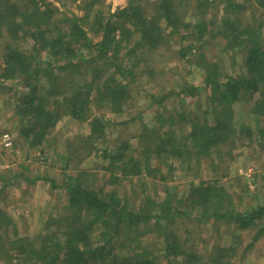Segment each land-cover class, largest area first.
I'll return each instance as SVG.
<instances>
[{
    "label": "rangeland",
    "instance_id": "374dc122",
    "mask_svg": "<svg viewBox=\"0 0 264 264\" xmlns=\"http://www.w3.org/2000/svg\"><path fill=\"white\" fill-rule=\"evenodd\" d=\"M39 1L56 14L59 22L75 17L81 19L95 43L103 34L99 11L104 14V25L108 16L118 9L130 4L138 6L148 19L163 24L165 41L155 48H139L121 61V55L133 47L134 40L123 45L117 61L130 67L138 63L136 77L126 85V95L121 99L119 111L109 100L111 93L106 88H103L104 100L91 101L88 115L98 117L104 124V134L95 142L82 143L90 135L88 121L73 120L70 114L61 111L60 121L42 148L30 149L24 140L17 144L20 159H27L29 164L21 171L24 166L20 168L21 163L14 161L16 167L0 170V211L3 213L0 220V264H37L16 257L9 259L10 241L33 242L47 235H56L63 225L62 219L67 216L64 210L67 204L66 178L81 171L88 173L84 179L101 191L105 201H110V192L116 190L121 205L136 214L154 217L147 222L133 221L136 227L129 226L127 220L121 223L117 216L110 218L107 225L100 221L93 223L92 217H85L84 225L89 226L88 248H96L117 233V223L121 231L117 233L112 251L117 257L137 261L149 259L158 264H185V256L192 253L198 259L202 258V264L214 263L216 259L225 264H264V230L256 239L259 228L240 230L218 217H204L202 209L189 206L188 201V197L192 198L191 190L207 181L218 183L223 190L224 202L219 211H250L264 205V134L260 133L264 130V83L260 84L256 94L250 91L240 93L239 100L232 105L231 119L226 120L231 129L230 139L228 136L222 144L211 146L210 156L197 155L186 140L195 121L206 118L209 128L214 124L217 116L214 87L216 89L227 76L237 77L244 73L246 48L236 45L234 36L245 29L261 27L259 38L264 47V10L256 5L255 0H230L233 7L228 13L225 7L229 0H175L177 16L182 15L183 23L190 25L181 41L180 33L184 29L181 24L178 31L173 26H165L158 9L161 0ZM200 25L204 28L202 31ZM32 43L30 38H25L19 48L32 55ZM3 45L0 37V71L4 61L1 58ZM37 56L39 60H46L43 51ZM105 61L96 64L95 60L92 66H102ZM85 67L86 64H82L75 69L81 72ZM215 72L220 76L212 87L205 79ZM112 74L110 68L108 77ZM127 80L117 77L121 85ZM42 85L47 87L45 81ZM191 90L193 93L189 92ZM96 95L94 89L92 97ZM13 107L14 98L0 92V130L10 127L7 130L15 137L23 138L20 131L26 121L15 116ZM166 135L171 137L172 147L188 143L187 149H178L176 156H169L167 151L172 149L169 146L164 149L166 153L159 155L152 146L161 144L162 140L167 142ZM61 155L70 157L65 170L62 169L64 161L59 158ZM114 155L124 157L112 166ZM10 156L0 152L1 163L6 164L5 158L11 160ZM129 159L141 164L144 168L141 174H123L125 166L122 161L133 169ZM14 173L18 175L16 179L7 180ZM42 177L54 180L55 187ZM10 183H13L12 187L6 189L4 185ZM166 201L171 209L164 205ZM153 202L161 205L159 211L155 210L157 207ZM178 209L182 213L176 218ZM215 209L212 205V212ZM157 214L170 215L176 220L165 229L166 224L155 218ZM167 243L177 247V254H167ZM251 243L252 248L244 252ZM231 246H235V250L231 251Z\"/></svg>",
    "mask_w": 264,
    "mask_h": 264
},
{
    "label": "trees",
    "instance_id": "16d2710c",
    "mask_svg": "<svg viewBox=\"0 0 264 264\" xmlns=\"http://www.w3.org/2000/svg\"><path fill=\"white\" fill-rule=\"evenodd\" d=\"M255 3L264 10V0H255ZM42 4L39 0H0V37L4 42V53L1 55L4 61L0 71V92L6 94V97L14 98L15 116L22 122L26 121L20 135L30 149L42 148L49 140L60 121L61 111L70 114L73 120L89 122L90 135L82 143L91 144L104 134L102 120L88 115L91 101H97V98L104 100L103 88H106L107 92L111 93L109 100L113 105L115 104V110L119 111L121 99L126 95V85L136 77L138 63L130 67L117 61L123 45L131 39L134 40L133 47L125 55H121V61L126 56L128 59L129 55L137 52L139 48H155L162 44L165 41V29L163 30V24L155 23V19H148L143 9L130 4L108 16L104 25L102 24L103 19L105 20L104 14L99 11L100 31L103 34L102 39L95 43L88 36L86 28L80 22L81 19L75 17L64 24L59 22L54 12ZM232 7L233 3L230 1L225 7L226 13ZM158 9L165 26H173L174 30L178 31L179 25H182L184 31L180 36L183 41L190 25L183 23L182 15L177 16L175 0H161ZM226 21L229 19L227 18ZM200 27L202 31L204 28L202 25ZM260 30L261 27L257 30L245 29L243 33L234 36L236 45H243L246 48L244 73L237 77L227 76L216 89L214 87L213 101L217 116L210 128L206 124V118L192 123L191 132L186 140L196 150L197 155L210 156L211 146L222 144L228 136L230 139L231 129L226 120L231 119L232 105L239 100L241 92L250 91L251 94H256L260 84L264 83V47L259 38ZM25 38L33 41L32 55L24 53L19 48V43ZM40 51L46 54V60L37 58ZM95 60L96 64L99 61H106L102 66H92ZM82 64H86L85 71L79 72L75 69V66ZM110 68L113 69L114 75L108 77ZM120 76L128 79L125 85L117 82V77ZM219 76L217 72L212 73L205 82L213 87ZM43 81L47 83V87L42 85ZM112 86L114 89L111 88ZM94 89L97 91L96 97H92ZM189 92L193 93V90ZM51 98H54L53 101ZM260 133L264 134V130ZM165 139L167 142L162 140L163 144L155 143L152 146L159 155L161 152L166 153L164 149L169 146L172 148L167 151L169 156H176L175 152H178V149L183 151L188 147V143L182 147H172L174 143L171 137L166 135ZM121 156L112 159V166L115 161L122 160L124 156ZM59 158L64 161L62 169L65 170L70 157L61 155ZM131 162L132 170L122 161L125 166L123 174L125 176L141 174L143 171L141 164L129 159L128 163ZM86 174H88L86 171H81L75 176L66 178L67 204L64 210L67 216L62 219L63 225L56 235H47L40 241L33 242L23 239L10 241L9 259L16 257L24 261H35L37 264H158L149 259L137 261L129 257L112 255L115 238L118 236V231H121L117 223L115 229L118 230L117 233H113L96 248H88L89 226L84 225L85 217H92L93 223L100 221L102 225H107L110 218L117 216L121 223L124 220L129 221L131 227H136V223L151 221L154 217L151 214H136L126 205H121L116 198V190L110 192V201H105L101 197V191L86 182L84 179ZM45 180L55 187L54 180L47 178ZM222 191L218 183L203 181L191 190L192 198L188 197L191 203L189 206L202 209L204 217H218L234 224L240 230L259 228L255 237L257 239L264 230V205L250 211L227 209L222 212L219 211V206L224 202ZM152 204L158 208L155 210L159 211L161 205L154 202ZM164 205H168L169 208L167 201ZM212 205L216 207L214 212L211 210ZM171 208L170 205L169 209ZM181 213L182 211L178 209L176 218ZM155 218L166 224L165 229L176 220L166 214H157ZM2 219L3 213L0 211V220ZM133 221L136 222L135 225ZM252 246L253 243L248 245L244 252ZM232 250H235V246H231ZM166 252L169 255L177 254V247L174 244L168 246L167 243ZM184 260L185 264H202V258L198 259L192 253H188ZM206 264L225 263L216 259L214 263Z\"/></svg>",
    "mask_w": 264,
    "mask_h": 264
},
{
    "label": "crops",
    "instance_id": "0c3cea01",
    "mask_svg": "<svg viewBox=\"0 0 264 264\" xmlns=\"http://www.w3.org/2000/svg\"><path fill=\"white\" fill-rule=\"evenodd\" d=\"M13 110H14V107H13ZM14 116V115H13ZM10 127H3L2 130H0V152H3V155H5V153L8 154V156H10V159L9 158H5V160L7 161L6 164L5 163H1V160H0V170L3 169V168H11V167H16L17 164H13L14 161L18 162L19 164L21 163L20 165V168H22L23 166V169L21 171H24V169H27L28 167V164H29V161H27V159H20L21 156L18 154L17 152V144H20L23 141V138L21 137H15L10 131H8L7 129H9ZM8 135L10 137V141H11V145L7 146L6 145V140H5V136ZM10 153V154H9ZM15 157V158H14ZM17 158V159H16ZM19 158V159H18ZM21 160V162H20ZM40 160V159H39ZM39 160H38V163H39ZM10 164V165H9ZM10 167H9V166ZM11 173V172H10ZM18 175L16 173L12 174V175H9L8 179L9 181H13L16 179ZM25 176V175H24ZM2 177L0 176V181H2L1 179ZM42 179H44V181H46L45 177H42ZM13 185V183H10L9 186H6L4 185V187L6 189H9L11 188Z\"/></svg>",
    "mask_w": 264,
    "mask_h": 264
},
{
    "label": "built area",
    "instance_id": "2783aa9c",
    "mask_svg": "<svg viewBox=\"0 0 264 264\" xmlns=\"http://www.w3.org/2000/svg\"><path fill=\"white\" fill-rule=\"evenodd\" d=\"M4 138L6 140V145L7 146L11 145L10 137L8 135H6Z\"/></svg>",
    "mask_w": 264,
    "mask_h": 264
}]
</instances>
